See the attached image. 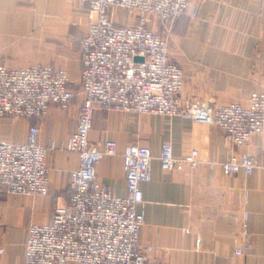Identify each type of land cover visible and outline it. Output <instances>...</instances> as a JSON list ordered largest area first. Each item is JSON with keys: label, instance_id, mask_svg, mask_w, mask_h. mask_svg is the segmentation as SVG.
Returning a JSON list of instances; mask_svg holds the SVG:
<instances>
[{"label": "crops", "instance_id": "0c3cea01", "mask_svg": "<svg viewBox=\"0 0 264 264\" xmlns=\"http://www.w3.org/2000/svg\"><path fill=\"white\" fill-rule=\"evenodd\" d=\"M89 23L79 4L69 0H0V65H52L67 70L72 82L71 108L52 107L39 124L44 145L67 140L77 128L84 101L80 43ZM152 27H161L171 56L184 70L183 100L212 101L221 107L246 103L252 93L264 90V0H193L192 9L165 30L158 22ZM33 124L21 117L0 118V141L25 142ZM90 138L98 144L106 140L118 144L119 154L105 156L97 165L98 179L117 197L127 194L126 147L147 146L155 157L151 181L141 185L145 224L140 242L146 247V264H264V141L260 137L237 146L217 128L188 118L98 107ZM165 143L172 144L177 157L197 149L202 162L164 171L158 157ZM242 153L253 156L261 167L252 175L240 171L226 176L221 163ZM47 163V196L11 195L0 188V264H25L29 226L51 222L56 206L69 199L71 172L79 167V154L49 152ZM244 212L249 214L252 248L238 256Z\"/></svg>", "mask_w": 264, "mask_h": 264}, {"label": "built area", "instance_id": "2783aa9c", "mask_svg": "<svg viewBox=\"0 0 264 264\" xmlns=\"http://www.w3.org/2000/svg\"><path fill=\"white\" fill-rule=\"evenodd\" d=\"M191 1L69 0L79 4L90 23L80 43L84 101L77 128L65 141L44 145L39 124L52 107L71 108L75 92L68 71L52 65H0V118L21 117L34 123L25 142L0 141V188L11 195L47 196L49 152L79 154V167L71 172L68 201L56 206L51 222L29 226L25 264H146V247L140 242L145 224L141 185L151 181L155 157L147 146L128 145L123 153L127 194L113 195L98 179L97 165L103 157L119 154L118 144L91 141L98 107L188 118L217 128L237 146L254 136L264 141V90L252 93L246 103L221 107L183 100L184 70L170 56L168 39L152 23L173 24L192 9ZM121 8L130 13L132 24H117L116 11ZM191 15L196 17V12ZM158 160L164 171L202 162L197 149L175 156L171 143L163 144ZM221 167L232 177L240 171L252 175L261 166L253 156L242 153L232 154ZM242 217L238 256L252 248L249 214L244 212Z\"/></svg>", "mask_w": 264, "mask_h": 264}, {"label": "rangeland", "instance_id": "374dc122", "mask_svg": "<svg viewBox=\"0 0 264 264\" xmlns=\"http://www.w3.org/2000/svg\"><path fill=\"white\" fill-rule=\"evenodd\" d=\"M192 6H193V0L191 1V8H192ZM116 22H117V24H119V25H126V24H132L133 23V18H132V16L130 15V13L127 11V10H125V9H118L117 11H116ZM161 25V24H160ZM162 26V29L163 30H165L167 27L166 26H163V25H161ZM155 31H157V33H159V34H161V35H163V33L161 32V27H159V29L157 28V30L156 29H154ZM163 36H165V35H163ZM166 37V36H165ZM169 53H170V50H169ZM170 56H171V54H170ZM172 57V56H171ZM173 58V57H172ZM174 59V58H173ZM175 60V59H174ZM176 61V60H175ZM75 84H77L78 85V82L77 83H75ZM185 84H186V75H185ZM75 89H79V88H77V87H74ZM185 88V87H184ZM183 91H184V89H183ZM183 93V92H182ZM210 103L212 102V101H209Z\"/></svg>", "mask_w": 264, "mask_h": 264}]
</instances>
